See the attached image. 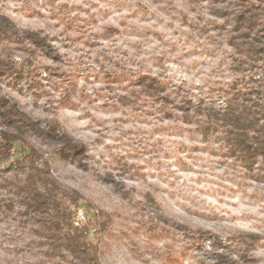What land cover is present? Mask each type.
Here are the masks:
<instances>
[{
	"label": "clouds",
	"instance_id": "clouds-1",
	"mask_svg": "<svg viewBox=\"0 0 264 264\" xmlns=\"http://www.w3.org/2000/svg\"><path fill=\"white\" fill-rule=\"evenodd\" d=\"M0 264H264V0H0Z\"/></svg>",
	"mask_w": 264,
	"mask_h": 264
}]
</instances>
